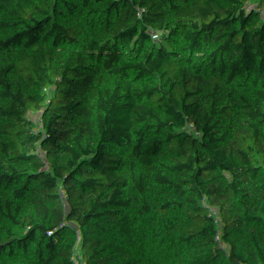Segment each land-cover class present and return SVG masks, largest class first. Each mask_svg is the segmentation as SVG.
I'll list each match as a JSON object with an SVG mask.
<instances>
[{"label":"trees","instance_id":"16d2710c","mask_svg":"<svg viewBox=\"0 0 264 264\" xmlns=\"http://www.w3.org/2000/svg\"><path fill=\"white\" fill-rule=\"evenodd\" d=\"M162 5L0 0V264H264V0Z\"/></svg>","mask_w":264,"mask_h":264},{"label":"built area","instance_id":"2783aa9c","mask_svg":"<svg viewBox=\"0 0 264 264\" xmlns=\"http://www.w3.org/2000/svg\"><path fill=\"white\" fill-rule=\"evenodd\" d=\"M126 6H122L118 9L111 7H105L100 11V14L110 17L108 26L104 29L98 26L96 31L98 33V38L95 40H84L76 35H70V39L73 41H79L84 43L87 47L92 49L97 53L104 52L106 48L111 44L112 46L118 41L120 33L131 25L130 16L125 12ZM159 11L164 13V6H159ZM110 45V46H111ZM113 62H106L103 65V69H110L114 66Z\"/></svg>","mask_w":264,"mask_h":264},{"label":"rangeland","instance_id":"374dc122","mask_svg":"<svg viewBox=\"0 0 264 264\" xmlns=\"http://www.w3.org/2000/svg\"><path fill=\"white\" fill-rule=\"evenodd\" d=\"M146 1L145 4L147 5V7L149 8V10H157L158 7L160 5H162L163 2H165V0H144ZM145 5V6H146ZM111 44H109V46L106 48L105 52L107 53V61L109 62H113L114 61V58H113V54H112V45L110 46ZM261 61H264V53H262L261 55ZM101 69L98 68V71H100ZM223 129H219V130H215V132L213 133L214 137H213V140L214 141H218L220 137V132L222 131ZM216 136V137H215ZM225 142V141H224ZM224 145V148H223V151L225 153L228 152V149H231L232 152L234 153H237V157H238V160L239 161H243L242 158L244 159V165L246 166H250L252 164V160H253V155H244V154H241V152L239 151H236V149L230 144V142H227ZM246 162V164H245Z\"/></svg>","mask_w":264,"mask_h":264},{"label":"crops","instance_id":"0c3cea01","mask_svg":"<svg viewBox=\"0 0 264 264\" xmlns=\"http://www.w3.org/2000/svg\"><path fill=\"white\" fill-rule=\"evenodd\" d=\"M143 2H144V4H145V2H146V1H144V0H143ZM145 5H146V4H145ZM146 7H147V5H146ZM157 10H159V7H158V9H157ZM262 53H264V48H263V51H262Z\"/></svg>","mask_w":264,"mask_h":264}]
</instances>
